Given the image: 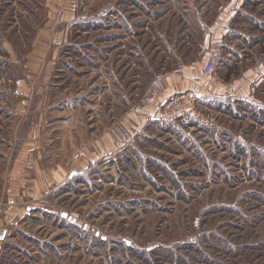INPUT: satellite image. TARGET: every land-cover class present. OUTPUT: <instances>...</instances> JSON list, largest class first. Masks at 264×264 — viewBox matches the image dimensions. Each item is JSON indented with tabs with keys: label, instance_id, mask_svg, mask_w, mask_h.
Instances as JSON below:
<instances>
[{
	"label": "rangeland",
	"instance_id": "rangeland-1",
	"mask_svg": "<svg viewBox=\"0 0 264 264\" xmlns=\"http://www.w3.org/2000/svg\"><path fill=\"white\" fill-rule=\"evenodd\" d=\"M0 264H264V0H0Z\"/></svg>",
	"mask_w": 264,
	"mask_h": 264
},
{
	"label": "crops",
	"instance_id": "crops-1",
	"mask_svg": "<svg viewBox=\"0 0 264 264\" xmlns=\"http://www.w3.org/2000/svg\"><path fill=\"white\" fill-rule=\"evenodd\" d=\"M233 8L234 7L227 8L226 6H220L217 9L216 7V10H218L216 17L213 18L211 21L209 20V22L206 25L207 34L204 42V51H205L204 54H207L208 56H212V55H218V53L222 51L223 52L222 55H226L228 56V58H230V56L232 58L237 54L236 49L239 48L238 45L236 44L232 46L226 45L227 36L228 33H230L228 26L229 25L231 26L232 24L231 23L232 17L230 15L234 14ZM231 42L232 41H230V43ZM252 47L253 46H249V48ZM241 50L243 51V49ZM200 82H202L201 71L197 69L195 70V68H193L192 70L188 69L186 71L184 70V73L182 75H174L170 84L169 83L165 84L164 91L166 92V94L169 95L177 92H183L186 90H192L198 92L202 88V86H200L201 84Z\"/></svg>",
	"mask_w": 264,
	"mask_h": 264
},
{
	"label": "built area",
	"instance_id": "built-area-1",
	"mask_svg": "<svg viewBox=\"0 0 264 264\" xmlns=\"http://www.w3.org/2000/svg\"><path fill=\"white\" fill-rule=\"evenodd\" d=\"M215 60L210 56L204 66L203 75H210L214 69ZM164 112L161 113V118L169 125L176 126L180 122L191 121L199 118L197 109L198 97L191 93H180L171 97L165 103ZM79 155H74L77 158Z\"/></svg>",
	"mask_w": 264,
	"mask_h": 264
}]
</instances>
